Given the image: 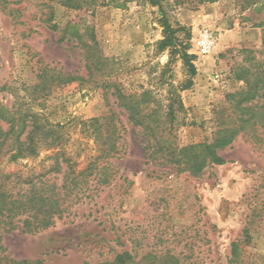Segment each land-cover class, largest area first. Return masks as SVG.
<instances>
[{"label":"rangeland","instance_id":"374dc122","mask_svg":"<svg viewBox=\"0 0 264 264\" xmlns=\"http://www.w3.org/2000/svg\"><path fill=\"white\" fill-rule=\"evenodd\" d=\"M65 1L0 0V107L16 124L34 115L54 124L64 141L16 161L1 156L0 182L10 175L12 185L27 177L60 184L64 158L73 176L81 174L100 153L88 123L95 118L106 129L116 116L119 153L98 162L108 166L106 175L81 174L83 190L68 199L53 225L27 232L17 222L3 235L2 249L14 259L45 264L101 263L126 250L143 264L152 256L162 264L167 254L181 264H264V143L240 133L218 150L224 163L199 175L153 157L145 131L130 122L115 91L151 90L165 100L172 84L189 78L178 55L159 49L160 8L143 0H86L81 8ZM161 1L173 27H183L178 35L197 67L193 85L180 91L184 109L176 112L169 139L179 146L209 142L219 123L241 118L230 96L247 87L237 78L240 71L248 69L251 81L264 76V11L252 3L261 0ZM204 31L215 39L206 54L197 46ZM43 71L53 75L44 93L35 87ZM59 75L79 79L65 83Z\"/></svg>","mask_w":264,"mask_h":264},{"label":"trees","instance_id":"16d2710c","mask_svg":"<svg viewBox=\"0 0 264 264\" xmlns=\"http://www.w3.org/2000/svg\"><path fill=\"white\" fill-rule=\"evenodd\" d=\"M85 1L67 0L64 4L81 8ZM143 1L159 7L162 12L160 23L163 28V38L159 41V49H170L172 58L178 55L183 60L189 74V78L179 87L171 85L170 95L165 100L156 98L151 90H144L140 94L126 93L116 87L115 94L120 105L128 114L130 122L135 127L142 128L145 131L147 147L151 151V155L164 158L165 162L173 164L179 170L189 171L192 175H199L210 165L224 163V159L219 155L218 150L229 146L240 133L250 136L257 144H263L264 136L259 131L264 129V104L258 105L257 103L253 104V102L264 98V76L256 77L251 81L248 77L250 74L248 69H242L237 76L239 80H244L247 83L246 89L230 95L235 98V108L241 114L239 121L219 123L213 139L209 142L179 146L169 139L174 129L176 112L184 109L180 91L189 89L193 85L192 78L197 74V67L193 62L194 56L188 53L187 44L178 35L183 27H173L162 9V1ZM252 3L256 4V12L264 11V0ZM117 6L124 7L125 3H117ZM73 34L80 43L82 42L84 46L87 45L82 40L83 34L78 31H74ZM91 36L94 39L93 33ZM90 48L93 47L90 46ZM96 59L95 62L92 61L95 68L100 62V58ZM38 77L41 79V83L35 87L44 93L46 86L49 84L48 80L53 75L48 77L47 72L43 71ZM56 78L63 80L65 83L79 79L78 76L74 75H59ZM108 120L106 123L109 126L106 129H103L105 125L99 118L91 119L88 122L93 128L92 132L95 133L96 142L100 143L101 147L99 155L89 163L81 174L90 171L89 175L94 173L102 176L106 175L108 166L100 163L119 153L118 141L121 137V126L115 121L116 116L114 114ZM1 122L9 124V128L4 130ZM16 123L15 118L9 115L6 109L0 107V157L10 154V160L16 161L19 158L36 156L38 148L42 145L54 147L61 146L64 142L63 135L58 127L49 122L43 123L37 115H34L30 121L23 119L22 122ZM16 125L18 126L16 127ZM99 161L101 162L98 165ZM62 163L66 165V169L63 171L60 184L48 179L35 181L33 178L27 177L23 181L17 179V182L12 185L10 175H7L0 182V243L5 233L18 227L17 222L22 224L24 231L33 232L53 225L55 218L62 217V214L66 212L68 199L77 197L86 182L79 180L81 174L78 176L72 175L69 159L64 158ZM58 168L59 172L62 171V164ZM17 186H19V189L15 191V188H18ZM232 255L233 257L237 255L236 243L232 246ZM156 258L157 256H152L151 264H155ZM160 259H162V264H181L174 255L167 254ZM0 264L45 263L41 260L14 259L6 254L0 245ZM95 264L143 263L141 259L137 258V255L126 250L118 253L112 261Z\"/></svg>","mask_w":264,"mask_h":264},{"label":"built area","instance_id":"2783aa9c","mask_svg":"<svg viewBox=\"0 0 264 264\" xmlns=\"http://www.w3.org/2000/svg\"><path fill=\"white\" fill-rule=\"evenodd\" d=\"M215 44L214 36L208 31H204L200 34L199 39L197 40V46L200 51L204 54L208 53Z\"/></svg>","mask_w":264,"mask_h":264}]
</instances>
